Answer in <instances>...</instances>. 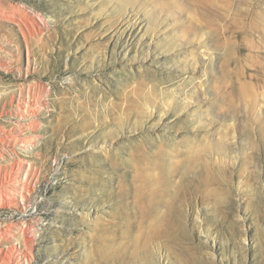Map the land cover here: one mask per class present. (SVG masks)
Wrapping results in <instances>:
<instances>
[{
  "label": "rangeland",
  "instance_id": "rangeland-1",
  "mask_svg": "<svg viewBox=\"0 0 264 264\" xmlns=\"http://www.w3.org/2000/svg\"><path fill=\"white\" fill-rule=\"evenodd\" d=\"M0 264H264V0H0Z\"/></svg>",
  "mask_w": 264,
  "mask_h": 264
}]
</instances>
